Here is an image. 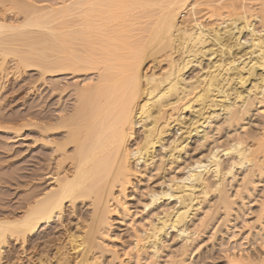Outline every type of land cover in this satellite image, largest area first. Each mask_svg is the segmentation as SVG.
Instances as JSON below:
<instances>
[{
    "label": "bare ground",
    "instance_id": "6f19581e",
    "mask_svg": "<svg viewBox=\"0 0 264 264\" xmlns=\"http://www.w3.org/2000/svg\"><path fill=\"white\" fill-rule=\"evenodd\" d=\"M15 5L0 10V74L12 56L13 70L35 71L42 82L46 76L84 79L72 87V103L54 110H43L42 87H35L33 94L40 101L34 120L0 126L18 137L34 128L31 145L37 154L34 172L24 174L19 183L23 196L18 207L0 212V264L9 242L25 255L54 224L64 229V239L53 245L56 264H96L98 253L109 254V264L126 263L129 257L119 260L113 244L105 243L111 242L113 217H128V191L137 162L155 166L159 151L163 158L156 170L164 173L165 161L175 164L191 139L200 149L216 141L211 140L215 125L217 134L229 131L227 141L212 143L181 176L165 177L162 188L148 192L151 202L172 200L174 206L163 209L141 231L130 228L129 254L137 259L148 251L158 259L166 247L162 238L170 232L183 241L176 255L187 256L194 237L217 222L220 213L223 219L230 216L235 204L230 190L240 199L249 194L256 176L264 174V0ZM195 67V74L187 77ZM254 110L262 126L246 130ZM8 121L16 119L0 116L2 125ZM172 129L176 134L165 145ZM209 197L214 204L191 224ZM80 207L87 210L78 216ZM66 213L75 217L73 232L64 224ZM254 260L246 264H264L262 256Z\"/></svg>",
    "mask_w": 264,
    "mask_h": 264
},
{
    "label": "rangeland",
    "instance_id": "374dc122",
    "mask_svg": "<svg viewBox=\"0 0 264 264\" xmlns=\"http://www.w3.org/2000/svg\"><path fill=\"white\" fill-rule=\"evenodd\" d=\"M19 1L33 3L38 7L47 6L54 2H60V0H0V10H2L5 6L6 7L3 10L11 7L14 8V6H16L15 4ZM10 3H14V5ZM4 13L5 15L9 14L8 11ZM7 59L5 71L0 74V116H3L4 121L5 119H12L13 121L16 119V121L14 123H9V121L8 123L3 122V125L0 122V126L6 128L7 126H20L23 123L26 124L34 120L35 113L38 110L36 105L40 101L39 98H37L38 94H33L35 87H42L41 98L44 99L45 103L43 105V110H54L58 109L59 106L64 108L72 103L70 95L71 89L76 84H82L84 79V77L73 78V76H60L52 79L46 76V80L44 79L45 82H42V80L38 78V73L35 71H25V73L21 71L19 72L16 69L13 70V64L16 63L15 58L12 59V56L11 58L8 56ZM192 71L187 75V77H190L191 74L194 75L197 68H193ZM48 87H54V91H52L53 88L51 90ZM65 87H67L65 92L60 94V92L57 91L58 88L61 89ZM251 115V118L246 123V130L259 128L258 125H260V127L262 126L263 119L259 116L260 114L258 110H254ZM220 120L223 119L221 118ZM215 129H217V126L214 125L211 134L214 139L211 140L219 141L220 144L227 141L226 137L231 135H228L229 131L227 132V130H224V133L220 132L217 134ZM240 132L242 131L239 130V133ZM170 133L167 135V137H169H166L163 142L165 145L169 144V142L174 138L173 136L176 134V130L174 129ZM34 134V128L23 130L22 133H19L20 137L16 134L6 133L0 130V212L2 211V213L6 214L7 212H13V207H18L17 204L20 203L19 200L21 201L20 198L23 196V190L21 184L19 183L23 182L22 179L26 176L24 174H27V177H29L28 175H30L31 172L33 173V169L35 170L36 168V166L34 167V162H36L35 158L37 154L31 145ZM137 135L138 138L140 134L137 133ZM216 141H211L209 145L200 149L199 144L197 143L198 141H196V139H191L186 151L175 164L171 165L169 161H165L163 165L165 169L164 173H160V170H156L157 167L160 168L163 158L161 156L162 153L159 151H156L155 158L153 160L156 164L155 166H149L146 168L142 165L141 161L137 162L136 179L133 181L132 188L128 191V217L125 219L113 217L112 229L109 234L112 243L110 241H108V243L106 241L105 243L109 246L113 244L112 247H114V250L117 251V255L120 257L119 260H124L126 256L129 257L130 260L128 259V261L124 264H149L151 262L152 264H156V262L157 264H174L173 262L171 263L174 259L176 261H174L175 264L178 260V263H180L181 259V263L183 261V264H246L247 262L255 261L254 258L257 261L261 258V256L264 257V174L260 177L256 176L254 179V186H252L248 191L249 194H243L240 199L234 198V190H230V195H233V203H235L233 204V209L229 214L230 216L226 219L224 218V220L222 218L224 215L220 213V215H218L215 219L217 222L212 223L209 228H207V231L205 230L203 234H199V237L197 236L196 239H194L195 237L193 238L194 241L188 249V255L184 258L180 257V255H176L177 252L175 251L180 250L179 247H182L183 243L181 245V242L183 241L176 239L174 232H170L167 236L162 238V243L163 245L165 244L166 247L162 249V253L159 254L158 259L155 260L150 251H148L145 256H141L140 259L131 255V238L133 233L130 228L133 226L137 230L140 228L139 231H141V229L145 227L150 220H155L156 215H160V213L164 211L163 209L166 210L168 207L172 208L174 206V201L171 203L172 200H160L154 203L151 202V196L150 193L148 195V192H150V190H153L154 192L155 190L158 191L160 187L162 188L164 186L163 183L166 179H172L174 176H181L184 168L193 165L197 160L202 158V156L209 151L212 143ZM222 161L226 162L224 159H222ZM21 176L23 178L19 179ZM2 179L4 182H2ZM237 179L239 180L240 177ZM211 203L214 204V197H209L207 203L203 204L199 208L200 211L201 209L203 211H201L202 213H196L195 218L192 219L194 223L192 222L191 224H196L198 221L197 219H200L203 212H206V208L207 210L210 208L209 205ZM78 209L77 213H80L77 214L78 216L82 215L87 210L86 207H80ZM220 217L223 221H221ZM227 219L228 221H226ZM64 224L68 228L67 230L73 232L76 224L75 217L66 213ZM63 231L64 229L62 230V228L57 224H54L46 231L44 230L39 239L32 243V245L37 244V247L35 249L28 248L25 255H20L18 246L9 242V249H6L4 253V264H37L38 257L46 262V264H56V250L54 248L56 244H58L56 241L58 238L60 240L64 239V233H62ZM51 240L53 243L55 241L56 242L54 244L49 243ZM100 254L101 253H98L99 256L96 255L97 260L100 258L96 264H109V254ZM248 258H250V260Z\"/></svg>",
    "mask_w": 264,
    "mask_h": 264
}]
</instances>
